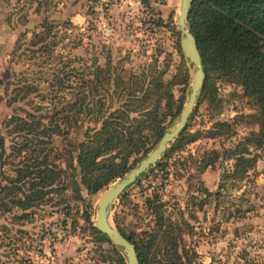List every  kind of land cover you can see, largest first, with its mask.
<instances>
[{
	"label": "rangeland",
	"instance_id": "rangeland-1",
	"mask_svg": "<svg viewBox=\"0 0 264 264\" xmlns=\"http://www.w3.org/2000/svg\"><path fill=\"white\" fill-rule=\"evenodd\" d=\"M48 1L0 0V137L5 140L4 150H0V189L11 186L10 180L16 178V169L24 166L23 158L30 153H21L25 143L32 139L38 142L36 135L19 132L23 121L32 122L38 131L50 129L47 134L52 136L53 150L47 151L45 145L40 149L44 155H50V162L58 169H66L65 157L61 155L66 145L62 137L52 132L54 126L51 123H55L57 109L71 106L62 101L64 104L55 108L53 101L59 103L53 98L57 89L55 75L66 77V87H72L64 93L71 104L76 93L81 92H78L80 87L83 91L80 95L87 96L79 127L69 129L61 123L62 129L74 141L83 140L88 129H101V124L94 121L95 116L109 114L123 104L119 89L122 80L129 81L133 87L136 77L141 76V82L147 87L154 77L164 74L165 81L169 82L185 64L190 70L191 85L193 83L194 70L178 51L181 38L176 25L163 26V30L158 29L154 36L144 35L135 48L129 43L121 46L119 21L113 20L115 37L105 42L92 35L96 11L87 14L89 18L84 30L69 27L66 21L56 24L57 21L49 19L46 23L41 17L43 3L48 5L43 15L53 18L57 13L55 0L51 5ZM44 25L49 30L45 43L32 46L34 35L44 33ZM95 60L106 72L100 82L93 80L92 87L83 90L84 79L92 81L87 76L91 70L87 68ZM191 85L189 89L171 88L174 111L182 100L185 107ZM142 94V91L137 93ZM210 95L201 102L199 97L188 123V131L200 132L201 139L188 145L183 153H176L167 162L166 169L149 170L145 178L130 187L123 194L124 199L121 201L120 197L115 202L111 221L116 227V220L126 235H135L139 240L158 232L156 223L163 216L165 221L183 231L186 251L190 255L197 254L193 264H264V157L254 170L241 178L240 174L232 176L235 162L227 159L226 154L260 131V124L252 118L257 110L239 86L224 80L213 82ZM152 97L146 111H159L158 115L165 116L169 104L164 93ZM171 113L168 112L162 124L166 133L174 130L180 120L179 116L172 121ZM32 116L36 119L32 120ZM40 121L43 126L38 129ZM218 122L232 126L229 135L224 133L208 138ZM37 137L47 139L38 132ZM213 150L219 153V160L215 167L203 173L198 163L206 152ZM150 152L132 159L130 171ZM251 154L252 157L256 154L252 148ZM224 173L229 177H222ZM68 176V170L63 172L64 179ZM121 178L95 196L85 193L86 203L91 205L88 209L83 203L70 199V194L55 190L49 196L52 200L28 212L25 221L15 220L16 215H21L17 211L0 215V264H118L112 247L100 242L92 233L85 214L91 215L94 226L99 199ZM18 187L24 192L28 189V185ZM53 187L57 188V185ZM15 192L21 195L19 190ZM148 198L153 201L152 211L146 204Z\"/></svg>",
	"mask_w": 264,
	"mask_h": 264
},
{
	"label": "trees",
	"instance_id": "trees-1",
	"mask_svg": "<svg viewBox=\"0 0 264 264\" xmlns=\"http://www.w3.org/2000/svg\"><path fill=\"white\" fill-rule=\"evenodd\" d=\"M141 1L146 3V0ZM154 24L159 28L166 26L159 21ZM188 25L196 38L206 74L199 102L210 98L213 82L224 80L239 86L243 90L244 97L252 101L257 110V114L252 118L260 124V131L246 138L244 144H239L233 150L226 151L227 159L235 162L232 176L236 177L240 174L238 176L244 178L264 157V0H194ZM49 28L52 29L51 26ZM43 29L44 33L34 35L35 40L32 46L45 43V35L49 30L45 25ZM178 51L182 52L180 44ZM87 69L91 70L87 76L91 77L92 81L84 79L83 90L90 89L93 80L100 82L101 76L106 72L103 67L97 65L96 60ZM164 77V74L154 77L153 86L150 81L145 87V82H141V76H137L135 82L132 83L136 89L130 87L129 81L121 79L119 89H121L123 104L120 103V107L109 114L100 113L95 116L94 121L101 124V129H88L83 140L74 141L69 138V133L62 129V124H66L65 126L69 129L79 127L81 112L87 96L80 95L83 93L80 87L78 92H81L76 93L75 101L71 104L64 93L66 89H72V87H66V77L55 75L54 84L57 89L53 98L59 102L53 101L56 104L55 108L58 104L62 106L64 104L62 101L71 106L69 109L65 107L62 110L57 109L54 113L55 123L53 121L51 123L54 126L52 132L62 137L63 144L66 145L61 155L65 157L64 162L69 176L64 179L63 172L67 170L58 169L50 162V155H44L45 153L40 149L45 145L47 151L51 148L53 150L52 136L47 134L50 129L44 128L43 131H38L37 128H33L32 122L23 121L19 125V132L26 134L30 132L29 136L36 135L35 139L38 142L32 139L25 143L21 153L28 151L30 153L23 158L24 166L16 169V178L10 180L11 186L1 187L0 215L17 211L21 215H16L15 220L25 221L30 214L28 212L47 205L52 200L49 196L56 191L70 194V199L83 203L86 209L90 208L91 205L86 203L84 194L95 196L104 191L117 178L127 175L132 169V166H129L130 161L142 154L146 156L166 134L162 124L168 112H172V121L181 115L185 103L182 100L174 111L171 105V101H174L171 88L179 86L189 89L192 81L190 70L184 64L180 73L176 74L171 81H165ZM1 83L0 79V85ZM140 91L143 94L137 95ZM162 92L169 104L167 114L161 116L158 115L159 111H146L149 99L153 98V95L157 98L156 93ZM61 98L64 99L61 100ZM1 102L0 96V105ZM31 118L36 119L34 116ZM42 124L40 121L38 129L42 128ZM28 128H31V131ZM231 129L232 126L228 123L218 122L214 125L215 131L210 133L208 138L229 135ZM37 132L47 139H38ZM200 139L201 133H190L187 126V129L170 146L160 163L150 169L151 172L156 169L160 171L166 169L167 162L176 153H183L188 145ZM4 147L5 140L0 137V150H4ZM251 148L256 153L253 157ZM190 158L193 160L192 156ZM218 160L217 151L206 152L199 161L198 167L204 173L209 168L215 167ZM148 172L140 180L145 178ZM224 176L229 177L225 173L222 177ZM19 185H28V189L24 192L18 187ZM55 185L57 188L53 187ZM16 189L21 192V195L15 192ZM124 196L122 195L121 201ZM146 204L152 211L153 201L148 198ZM157 213L160 212L157 211ZM160 217L156 223L159 231L139 240L135 235H126L116 220L115 224L117 229L135 245L140 264H193L197 254L190 255L186 251L183 231L169 221H165L163 216ZM85 221L90 225L92 233L99 237L100 242L112 247L117 263L126 264V259L121 254L122 251L114 247L110 240L93 226L90 214H85Z\"/></svg>",
	"mask_w": 264,
	"mask_h": 264
},
{
	"label": "water",
	"instance_id": "water-1",
	"mask_svg": "<svg viewBox=\"0 0 264 264\" xmlns=\"http://www.w3.org/2000/svg\"><path fill=\"white\" fill-rule=\"evenodd\" d=\"M193 3L194 0H181L179 13L176 17V26L181 38V51L190 63V68L194 70L191 93L180 115L179 123L174 130L162 137L156 148L136 168L109 187L103 193L96 206L94 227L105 235L116 248L122 251L126 264H140V259L135 245L111 221L114 204L130 187L138 183L145 173L160 163L170 146L187 129L189 120L205 85L206 74L203 69L201 53L196 38L191 33L188 25Z\"/></svg>",
	"mask_w": 264,
	"mask_h": 264
},
{
	"label": "crops",
	"instance_id": "crops-1",
	"mask_svg": "<svg viewBox=\"0 0 264 264\" xmlns=\"http://www.w3.org/2000/svg\"><path fill=\"white\" fill-rule=\"evenodd\" d=\"M51 1H48L49 5H51ZM180 2L181 0H146V3H143L141 0H136L115 7L113 20L121 23V46L129 43L135 48L136 44L139 45L141 43L144 35L148 36L151 34V32L145 30L144 25L142 26V21L145 22L146 15L152 17L154 22H162L167 27L169 25L175 26ZM54 5L57 6V13H55L53 18L50 16L46 17L43 13L48 5L46 7L45 3H43V11L41 12L43 21L52 19L57 21V24L58 22L64 23L66 21L69 27H79L84 30L83 27L87 24L89 18L87 14L96 11L97 0H55ZM161 30H163V27L159 28V31ZM157 33L154 34L156 35Z\"/></svg>",
	"mask_w": 264,
	"mask_h": 264
},
{
	"label": "built area",
	"instance_id": "built-area-1",
	"mask_svg": "<svg viewBox=\"0 0 264 264\" xmlns=\"http://www.w3.org/2000/svg\"><path fill=\"white\" fill-rule=\"evenodd\" d=\"M136 0H97L95 31L92 34L105 42L111 41L115 37V27L112 19V12L115 7L122 6L126 3ZM154 20L149 15L145 16V30L151 32L150 35H155L159 27L154 24Z\"/></svg>",
	"mask_w": 264,
	"mask_h": 264
}]
</instances>
